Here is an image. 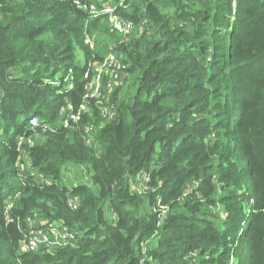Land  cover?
I'll return each instance as SVG.
<instances>
[{
  "label": "trees",
  "instance_id": "16d2710c",
  "mask_svg": "<svg viewBox=\"0 0 264 264\" xmlns=\"http://www.w3.org/2000/svg\"><path fill=\"white\" fill-rule=\"evenodd\" d=\"M100 3L0 0V264H264V0H123L122 42ZM111 47V118L69 119ZM37 217L75 246L19 253Z\"/></svg>",
  "mask_w": 264,
  "mask_h": 264
},
{
  "label": "built area",
  "instance_id": "2783aa9c",
  "mask_svg": "<svg viewBox=\"0 0 264 264\" xmlns=\"http://www.w3.org/2000/svg\"><path fill=\"white\" fill-rule=\"evenodd\" d=\"M99 1L101 2L99 7L94 4L85 5L83 7L94 17L101 14L107 15L111 29L118 34L120 42L133 34L139 36L144 31V22L137 25L131 20L129 21L120 17L116 13L117 8L124 4L123 0ZM87 42L92 48V41L87 39ZM112 49L113 47L107 52L101 63L88 64V71L84 74V78L89 79L85 86V94L79 105V110L76 113H71L68 117L69 119L74 121L78 120L80 112L86 110L88 99L90 98L96 100V105L100 108L102 117L111 118L112 114L109 112V106L103 103L108 102V94L115 86H113L112 83H121L122 79L126 76L127 69V65L123 63L121 56ZM123 72L124 76L122 75ZM38 124V118L32 115L29 118L30 127H35ZM63 124L65 125L64 122ZM69 204L71 207L75 208L77 205L76 198H70ZM35 219L36 218L29 219L27 228L22 232V239L19 242V250L21 252H32L37 250L53 251L59 248L75 246L77 241L75 230L69 229L60 221H38L34 225Z\"/></svg>",
  "mask_w": 264,
  "mask_h": 264
},
{
  "label": "rangeland",
  "instance_id": "374dc122",
  "mask_svg": "<svg viewBox=\"0 0 264 264\" xmlns=\"http://www.w3.org/2000/svg\"><path fill=\"white\" fill-rule=\"evenodd\" d=\"M77 58H78V62L81 64L82 62H83V58H82V55L80 54V53H78V56H77ZM122 75L124 76V72L122 73ZM113 84V86L116 84V83H112ZM112 86V87H113ZM91 87H93V86H91ZM39 120V119H38ZM29 122V121H28ZM20 138V137H19ZM18 138V139H19ZM34 139H38V140H41V139H43L42 137H41V135L40 134H36L34 137H33ZM21 139V138H20ZM25 171V170H24ZM64 176H63V181L64 182H67V180L69 179V180H71L70 181V183H73V182H75V180H76V182L77 181H79V182H81V183H83V182H88L89 181V178H90V173L88 174V169H87V167L85 168V167H81V168H79V167H76V166H74V168L72 169V168H70V166H68L65 170H64ZM19 175H20V173H19ZM145 180L144 179H142V178H138L136 181H135V183H134V188H136L137 190H139V191H144L147 187H146V185H145V182H144ZM95 190H96V188H95ZM38 221H42V222H48V220H45V219H42L41 220V218H36L35 220H34V225L38 222ZM17 251L19 252V253H28V252H21L20 250H19V246H18V249H17ZM38 251V250H37ZM37 251H32V252H37ZM54 251V250H53ZM47 252H51V251H47Z\"/></svg>",
  "mask_w": 264,
  "mask_h": 264
}]
</instances>
